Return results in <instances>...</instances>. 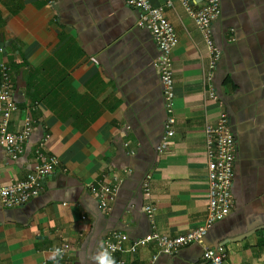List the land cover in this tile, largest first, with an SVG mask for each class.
<instances>
[{
  "label": "crops",
  "instance_id": "crops-1",
  "mask_svg": "<svg viewBox=\"0 0 264 264\" xmlns=\"http://www.w3.org/2000/svg\"><path fill=\"white\" fill-rule=\"evenodd\" d=\"M149 1L170 5L165 16L177 38L174 136L164 155L155 151L165 122L158 51L136 27L135 10L123 0H54L52 7L0 0V60L18 108L10 129L26 115L36 122L16 161L0 148V184L26 177L46 135L45 150L58 161L39 196L0 207V264L52 262L48 249L62 243L65 262L93 264L90 256L111 231L125 235L118 256L126 264H203V246L221 248L229 264H264V0H219L211 36L221 57L210 80L203 39L180 0ZM220 113L236 143L230 214L173 256L151 263L152 247L131 254L128 245L152 231L141 190L148 173L157 233L180 235L203 221L204 128ZM101 175L118 187L108 213L88 189Z\"/></svg>",
  "mask_w": 264,
  "mask_h": 264
},
{
  "label": "built area",
  "instance_id": "built-area-1",
  "mask_svg": "<svg viewBox=\"0 0 264 264\" xmlns=\"http://www.w3.org/2000/svg\"><path fill=\"white\" fill-rule=\"evenodd\" d=\"M39 1L44 2L47 7H52L54 2V0ZM123 2L126 7L136 11V27L149 32L158 51L154 60V69L162 86L165 122L162 138L155 151L157 155H164L168 151L174 136L176 107L171 54L177 44V38L164 11V8L170 5L154 7L149 0H123ZM180 5L193 21L203 39L209 60L207 77L210 80L221 57V51L216 47L211 36V26L221 14L220 2L219 0H180ZM210 97L216 100L212 90ZM17 111L18 108L13 99L10 70L0 60V148L3 149L10 161H16L22 155L24 145L28 142L36 123L26 115L20 122L18 130L13 132L10 129V120ZM47 138L46 135L41 142L36 144L31 170L24 179L13 181L8 185L0 184V207H22L41 194L43 190L42 181L55 173L58 164L57 159L45 150L44 142ZM124 147L129 155H133L127 144H124ZM204 152L208 203L203 221L180 235L168 236L157 233L154 227L155 207L149 201L151 175L148 173L142 181L141 190L144 199L143 213L149 221L152 231L128 245V251L131 254H135L139 249L152 247L151 263L156 261L159 255L173 256L182 248L192 244H200L215 223L222 221L230 214L233 206L231 187L236 143L229 130L225 113H220L213 124L205 126ZM88 189L98 203L99 209L108 213L117 195V185L108 181L106 176L101 175ZM125 240V235L122 232L111 231L105 235L100 246H115L112 255L116 264H126L118 256L124 252ZM56 248L63 250L62 258H53L52 262H43L42 264H69L64 261V254L69 249L68 245L62 243L59 247L48 249V252L52 255ZM202 263L229 264L227 256L221 248L208 246H203Z\"/></svg>",
  "mask_w": 264,
  "mask_h": 264
},
{
  "label": "clouds",
  "instance_id": "clouds-1",
  "mask_svg": "<svg viewBox=\"0 0 264 264\" xmlns=\"http://www.w3.org/2000/svg\"><path fill=\"white\" fill-rule=\"evenodd\" d=\"M115 246H100L98 247L97 251L90 256L91 261L93 264H116V260L112 255V251L114 250ZM53 258H62L63 250L60 248H56L53 250Z\"/></svg>",
  "mask_w": 264,
  "mask_h": 264
}]
</instances>
